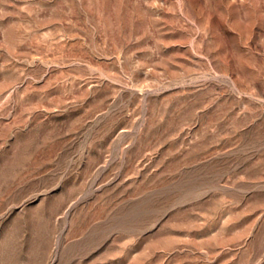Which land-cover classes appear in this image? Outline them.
I'll return each mask as SVG.
<instances>
[{
  "label": "rangeland",
  "instance_id": "obj_1",
  "mask_svg": "<svg viewBox=\"0 0 264 264\" xmlns=\"http://www.w3.org/2000/svg\"><path fill=\"white\" fill-rule=\"evenodd\" d=\"M0 264H264V0H0Z\"/></svg>",
  "mask_w": 264,
  "mask_h": 264
}]
</instances>
